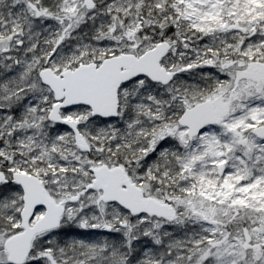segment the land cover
Masks as SVG:
<instances>
[{
	"label": "snow or ice",
	"instance_id": "snow-or-ice-1",
	"mask_svg": "<svg viewBox=\"0 0 264 264\" xmlns=\"http://www.w3.org/2000/svg\"><path fill=\"white\" fill-rule=\"evenodd\" d=\"M0 264H264V0H0Z\"/></svg>",
	"mask_w": 264,
	"mask_h": 264
}]
</instances>
